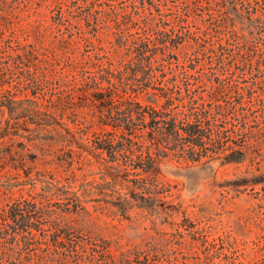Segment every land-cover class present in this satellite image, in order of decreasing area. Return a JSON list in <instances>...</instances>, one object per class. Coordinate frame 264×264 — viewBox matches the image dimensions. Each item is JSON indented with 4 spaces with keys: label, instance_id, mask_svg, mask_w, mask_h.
I'll list each match as a JSON object with an SVG mask.
<instances>
[{
    "label": "trees",
    "instance_id": "trees-1",
    "mask_svg": "<svg viewBox=\"0 0 264 264\" xmlns=\"http://www.w3.org/2000/svg\"><path fill=\"white\" fill-rule=\"evenodd\" d=\"M85 1L87 4L93 2ZM145 2L132 0L130 8L114 9L118 26L115 35L119 45L127 48L126 56L120 54L118 63L115 56L102 47L103 53L99 48L97 50L101 55L99 61L92 64L86 57L77 59L74 51H68L62 59L69 65L68 72L49 75L41 66L48 58L38 48L20 41L15 45L11 39L1 38L4 43H0V171L14 170L18 174L17 182L10 184L15 186L26 185L39 178L35 175L47 170H34L39 158L54 162L57 168H70L79 183L70 187L56 183L61 192H66L64 198L74 195L76 200L72 204L65 202L63 217L67 213L91 214L79 192L100 193L102 199L117 205L126 217L135 204L156 209L164 193L172 192L173 186L164 179L163 172V164L168 160L195 167L217 159L222 164L250 159L252 164H257L258 170L261 169L263 142L252 138L246 122L238 127L234 123V137L228 134L223 123L228 121V112L236 108L235 101L239 97L247 94L252 98L257 91L254 86L245 89L246 92L241 90L234 74L240 70L245 75L250 69L255 71V78L258 77L264 57L255 63L253 54L246 51V48L251 51L250 37L235 29H231L234 40L228 38L224 43L220 35L218 44H202L201 52L207 60L205 65L208 64L213 74L222 71L223 75L216 76L210 84L211 95L234 93V100L227 107L214 103L217 98L207 100L203 94L193 93L195 88L191 78L196 79L197 86L204 81L195 73L198 70L194 61L200 60L198 54L191 57L188 64L181 65L179 71L171 70L169 74L166 70L165 56H171L167 50L176 47L175 41L181 35L174 23L170 27L155 25L154 11L150 8L144 24L137 30L139 35L125 37L124 31L135 25L131 26L129 21L137 23L138 17L142 16L141 8L146 11ZM190 5L185 4L186 7ZM157 9L162 13L160 8ZM95 12L93 7L89 8L88 21L100 18V12ZM181 20L184 19L179 16ZM225 26L226 23L220 22L216 30L223 32ZM84 39L88 45L95 44L92 37L85 35ZM54 55L65 56L59 53L58 47H55ZM238 56H242L240 61L236 60ZM68 75L71 80L66 79ZM156 79L160 84H156ZM259 82L261 80L254 79L253 84ZM183 85L187 91L185 96ZM144 94H150L155 104L143 102L140 97ZM176 99L182 100L184 108L181 110L176 109ZM218 119L222 122L218 123ZM33 147L37 150L33 151ZM76 154L88 160L90 172L76 173ZM88 174H100V180L88 179ZM243 183L261 184L264 190V170L245 178ZM56 211L36 198L28 197L1 207L0 239L9 243V249L0 264H23V256L30 254L26 250L39 240L36 231L44 229V217L50 218L53 224V237L40 242L54 247L55 254L51 258L54 264H74L73 261L164 264L149 252L157 251L158 244L150 243L146 253L138 248L117 255L111 241L97 234L90 239L73 238L72 230H83L84 226L63 222L53 215ZM199 238L203 240L204 250L213 255L222 254L215 239H209L207 234L195 239ZM258 250L264 258V244L258 242ZM237 258L232 256L231 264H235ZM168 262L176 263L171 259Z\"/></svg>",
    "mask_w": 264,
    "mask_h": 264
},
{
    "label": "rangeland",
    "instance_id": "rangeland-1",
    "mask_svg": "<svg viewBox=\"0 0 264 264\" xmlns=\"http://www.w3.org/2000/svg\"><path fill=\"white\" fill-rule=\"evenodd\" d=\"M91 1L87 4L85 0H0V43L4 37L11 39L15 45L19 41L32 44L48 58L41 62V66L49 75L68 72L69 65L62 60L68 51H74L77 59L86 57L92 64L99 61L98 57L101 56L97 53L98 48L101 53L105 49L115 56L118 63L120 54L125 55L127 48L119 45L115 35L118 26L114 9L122 6L130 8L132 0ZM137 3L142 5V2ZM145 3L146 11L141 8L142 16L138 17L137 23L129 21L131 26L135 25L124 31L125 37L139 35L137 30L144 24L152 8L155 25L170 27L174 23L181 33L175 41L176 47L167 50L171 56H165L169 74L171 70L179 71L181 65L188 64L190 58L198 54L200 60L194 61L198 70L195 73L200 74L204 81L197 86L196 79L191 78V85L195 88L193 93L203 94L207 100L217 98L214 103L230 106L234 100L233 92L219 93L216 97L211 95L210 84L216 76L223 75L222 71L213 74L208 64L205 65L207 60L201 52L202 44H218L221 36L224 43H227L228 38L234 40L231 29H235L239 34L250 37L251 51L247 48L246 51L253 54L256 63L258 58L264 57V0H146ZM186 3L191 5L186 7ZM92 7L95 14L100 12V18L88 21L87 14ZM179 16L184 20L179 21ZM88 22L91 25L88 26ZM220 22L227 24L222 29L224 33L216 30ZM85 35L92 37L95 44L88 45ZM240 40L243 41L242 38ZM55 47L65 56H55ZM236 58L240 61L242 56ZM262 68L256 78L255 71L251 72L250 69L246 70L245 75L240 70L234 74L233 78L241 90L254 86L257 91L252 98L247 94L243 98L239 97V102L235 101L236 108L228 112V121L223 124L228 134L234 137V123L238 127L246 122L252 138L262 141L264 146V65ZM66 79L71 80V75L66 76ZM254 79L261 80V83L253 84ZM158 82L159 79H156V84H160ZM182 93L183 96L187 94L185 85ZM151 98L150 94L140 97L143 102L155 104ZM176 105L177 110L184 108L180 99H176ZM242 106L247 108L243 109ZM217 122L221 123L222 119ZM32 150L36 151L37 148L33 147ZM36 165L34 170H47L35 175L40 179H34L26 185L11 186L10 182H17L18 174L9 169L0 171V208L8 207L19 198H36L44 205L55 208L57 211L53 215L59 216L63 222L84 226L83 230H72L73 238L90 239L97 234L111 241L117 255L138 248L146 253L148 245L154 243L158 244L159 249L149 251L150 255L161 259L164 264H170V259L175 264H231L232 256H238L235 264H264L262 251L258 250V242L264 244V190L261 184L253 186L243 183L245 178H251L264 170V161L258 170L257 164H252L250 159L224 164L217 159L195 167L168 160L163 164V172L164 179L173 186L172 192L164 193L156 209L133 205L128 212L129 217L123 215L117 205L102 199L103 195L98 192H79L91 214L67 213L63 217L65 202L72 204L76 200L74 195L64 198L66 192H61L56 183L70 187L79 181H75L76 177L70 168H57L54 162L44 158H39ZM74 169L81 175L90 172L91 166L84 156L76 154ZM100 176L88 174L87 178L100 180ZM43 221L44 229L36 231L38 242L26 250L30 254L24 250V254L29 256H23V264L55 263L51 259L55 254L54 247L40 242L53 237V224L48 217H44ZM203 234L217 241L222 252L220 256L204 250L201 238L195 239ZM8 246L5 239H0V261L5 257ZM73 263L85 264L83 261Z\"/></svg>",
    "mask_w": 264,
    "mask_h": 264
}]
</instances>
